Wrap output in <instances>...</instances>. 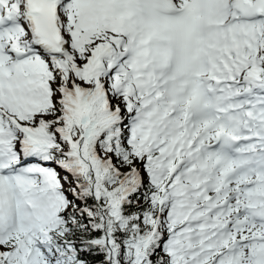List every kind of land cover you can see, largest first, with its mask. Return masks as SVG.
<instances>
[{"label": "snow or ice", "instance_id": "6c2138e0", "mask_svg": "<svg viewBox=\"0 0 264 264\" xmlns=\"http://www.w3.org/2000/svg\"><path fill=\"white\" fill-rule=\"evenodd\" d=\"M0 264H264V0H0Z\"/></svg>", "mask_w": 264, "mask_h": 264}, {"label": "trees", "instance_id": "16d2710c", "mask_svg": "<svg viewBox=\"0 0 264 264\" xmlns=\"http://www.w3.org/2000/svg\"><path fill=\"white\" fill-rule=\"evenodd\" d=\"M100 259H102V257H98V258H97V261L100 260Z\"/></svg>", "mask_w": 264, "mask_h": 264}, {"label": "rangeland", "instance_id": "374dc122", "mask_svg": "<svg viewBox=\"0 0 264 264\" xmlns=\"http://www.w3.org/2000/svg\"><path fill=\"white\" fill-rule=\"evenodd\" d=\"M62 175H63V173H62Z\"/></svg>", "mask_w": 264, "mask_h": 264}]
</instances>
